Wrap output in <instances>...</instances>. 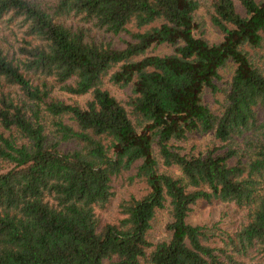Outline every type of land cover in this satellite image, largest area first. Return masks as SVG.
Returning a JSON list of instances; mask_svg holds the SVG:
<instances>
[{
	"label": "trees",
	"instance_id": "obj_1",
	"mask_svg": "<svg viewBox=\"0 0 264 264\" xmlns=\"http://www.w3.org/2000/svg\"><path fill=\"white\" fill-rule=\"evenodd\" d=\"M203 2L0 0V264H264V0Z\"/></svg>",
	"mask_w": 264,
	"mask_h": 264
},
{
	"label": "rangeland",
	"instance_id": "obj_2",
	"mask_svg": "<svg viewBox=\"0 0 264 264\" xmlns=\"http://www.w3.org/2000/svg\"><path fill=\"white\" fill-rule=\"evenodd\" d=\"M202 3L203 0H201ZM206 11L205 7H202L199 12V16L203 19H207L205 17ZM205 36L208 40L212 42H219L221 40L220 34L210 25L205 27ZM1 32V31H0ZM164 50H157L156 52ZM232 69L228 68L224 71V77L229 78L230 72ZM110 91L115 94L120 99L126 98V91L120 90L117 87L108 86ZM56 96L66 100L67 102H79L83 103L87 97L77 98L66 95L60 91L56 92ZM220 98V97H218ZM207 101L216 108L215 99L212 97H207ZM211 136H204V137H195L191 140L188 146H193L196 144L198 150H204L206 145L211 141ZM174 174H178L177 171L174 170ZM134 191L131 188L124 187L121 188L120 186L117 187L115 192V197L111 200V206L105 212H101L100 216L103 221L110 220L116 213L117 208L120 201L125 199L129 194H132ZM169 216L166 212H160L156 216V219L153 223V228L149 234V238L152 242H160L169 239V234L167 232V224L169 223ZM245 221V211L239 210L234 205H226V204H211L207 205L205 203H201L197 205L193 212L190 215L189 222L193 225H213L219 224L221 228L234 231L236 230L243 222ZM247 264H249L247 262Z\"/></svg>",
	"mask_w": 264,
	"mask_h": 264
}]
</instances>
